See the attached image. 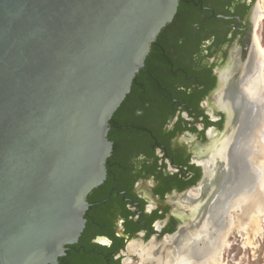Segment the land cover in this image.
I'll use <instances>...</instances> for the list:
<instances>
[{
    "label": "flooded vegetation",
    "instance_id": "flooded-vegetation-1",
    "mask_svg": "<svg viewBox=\"0 0 264 264\" xmlns=\"http://www.w3.org/2000/svg\"><path fill=\"white\" fill-rule=\"evenodd\" d=\"M263 1L179 0L113 115L106 178L56 264H200L223 236L231 243L224 207L255 169L248 154L262 119L252 95L264 84ZM89 215L107 232L90 239L98 249H86Z\"/></svg>",
    "mask_w": 264,
    "mask_h": 264
},
{
    "label": "water",
    "instance_id": "water-1",
    "mask_svg": "<svg viewBox=\"0 0 264 264\" xmlns=\"http://www.w3.org/2000/svg\"><path fill=\"white\" fill-rule=\"evenodd\" d=\"M179 0H0V264H56L107 175L110 120Z\"/></svg>",
    "mask_w": 264,
    "mask_h": 264
},
{
    "label": "bare ground",
    "instance_id": "bare-ground-1",
    "mask_svg": "<svg viewBox=\"0 0 264 264\" xmlns=\"http://www.w3.org/2000/svg\"><path fill=\"white\" fill-rule=\"evenodd\" d=\"M262 10L263 11L259 17L260 20L264 19V1L262 2ZM257 40L260 45V54L263 61V68H261V74L259 77L263 75L262 81L264 83V46L260 43L259 35L257 36ZM254 89L256 92L252 97L260 103V106L255 108V114H257V108H260V115L262 118L260 123L255 127L254 136L250 143V145H252V150L256 151H253L254 154L251 151L248 154L250 161L255 164V169L253 171H249L250 169H248L246 180L242 181L238 188L236 187L232 190V194L239 191L240 197H237L238 193L231 195L230 198L235 196L234 201L228 202L224 208H228L231 205L229 209L230 213L228 214L230 224L227 225V232L229 233L236 228L241 235L245 233V235H243L246 238L244 245L256 248L258 243L257 237H264V152L258 147V144L260 143L262 145V142L264 141V84L261 82V87L259 88L258 86V88ZM258 175L259 180L256 184L255 182H257L256 179ZM216 206L219 208L220 205L217 204ZM215 219L217 220V217H215ZM227 237L228 234L223 236L221 239V248L218 246V251L211 256L208 255L206 260L200 264H225L222 246L225 245L224 247H231V243ZM182 251L187 252L186 249H182ZM189 252L194 256L198 255V249H190Z\"/></svg>",
    "mask_w": 264,
    "mask_h": 264
},
{
    "label": "rangeland",
    "instance_id": "rangeland-1",
    "mask_svg": "<svg viewBox=\"0 0 264 264\" xmlns=\"http://www.w3.org/2000/svg\"><path fill=\"white\" fill-rule=\"evenodd\" d=\"M260 30L263 32L264 35V21L261 25ZM258 147L259 149L261 148L264 152V141L262 142V145L259 143ZM232 234L233 236H230L232 247L225 248V264H264V237H257V247L254 248L251 246L244 245L246 242V238L243 235H245V233L240 235L239 231L235 229ZM138 258V256L134 258L133 263L131 262V264H136V260L140 261ZM227 258L229 259L227 260Z\"/></svg>",
    "mask_w": 264,
    "mask_h": 264
},
{
    "label": "trees",
    "instance_id": "trees-1",
    "mask_svg": "<svg viewBox=\"0 0 264 264\" xmlns=\"http://www.w3.org/2000/svg\"><path fill=\"white\" fill-rule=\"evenodd\" d=\"M164 29V28H163ZM162 31V30H161ZM158 37H160V33H159V36ZM114 122H115V120H114V118L112 117V119L110 120V127H114ZM108 137L110 138V139H112L113 137H114V135H113V132H112V130H110V132H109V135H108ZM108 165H109V163H108ZM97 189H98V187H95L92 191L94 192V191H97ZM91 193L92 192H90L89 194H88V199L89 200H92L91 199V197H90V195H91ZM101 220H100V218H99V216H95V217H92V216H90L89 215V220H88V224H87V227H86V230H85V233L86 234H88L89 232V234H90V236L89 237H87V243L85 244L86 245V249H98L97 248V244H93V242H91L90 241V239L95 235V234H98V233H107L106 231H102V230H98L97 229V226H98V223L100 222ZM85 234V235H86ZM88 234V235H89ZM112 235V237L114 238V248L113 249H119V248H121V247H123L124 246V242L123 241H120V242H118V239H117V236H115V234H113V233H111ZM119 240H121V239H119ZM90 261H88V263H89ZM102 262V261H101ZM92 264H98L97 263V261L96 262H92ZM101 264V263H100ZM103 264H105V262L103 263Z\"/></svg>",
    "mask_w": 264,
    "mask_h": 264
}]
</instances>
